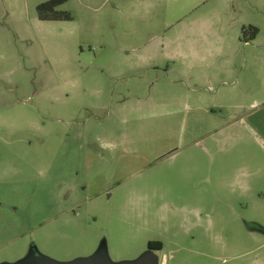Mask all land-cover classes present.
Instances as JSON below:
<instances>
[{
    "label": "rangeland",
    "instance_id": "374dc122",
    "mask_svg": "<svg viewBox=\"0 0 264 264\" xmlns=\"http://www.w3.org/2000/svg\"><path fill=\"white\" fill-rule=\"evenodd\" d=\"M43 1L0 0V264L134 262L149 240L163 243L159 264L250 257L248 242L223 251L215 234L261 219L230 172L243 156L259 169L264 150L231 127L245 115L238 99L192 92L187 76L215 73L190 68L204 59L226 64L221 45H241L245 61L242 28L264 41V0H67L57 9L71 20H40ZM253 73L264 69L226 74ZM215 117L218 141L191 143Z\"/></svg>",
    "mask_w": 264,
    "mask_h": 264
},
{
    "label": "crops",
    "instance_id": "0c3cea01",
    "mask_svg": "<svg viewBox=\"0 0 264 264\" xmlns=\"http://www.w3.org/2000/svg\"><path fill=\"white\" fill-rule=\"evenodd\" d=\"M257 35L253 38L252 42L248 40L245 41L244 47L249 51V53L246 52L244 55L245 61L242 59L236 61V55L237 57L239 56L237 49L241 47V45L232 43L225 45V47L221 45L218 48V52L222 56H228L225 60V62H227L226 64L221 65L220 61L216 59H204L199 63H192L193 66L190 68L199 66L208 70H214L215 73L206 74L201 77L192 75L187 77L190 78L189 85L192 92L201 91L204 94H212L214 98L217 96L219 99L224 97L238 99V102L236 101L235 104L243 108L245 115H242L239 121H233L231 127L239 126V128L248 131L249 134L246 133L242 137H248L247 142L260 143L261 148L264 150V102L261 100H254L260 97L258 94H264V84L249 86V80L256 82L260 77H264V74L253 73V75L249 76L250 79L248 77L241 79L240 76L234 77L231 74H226L233 72L238 66L247 67L248 69L251 67H261V69H264V41L262 38H258ZM240 80L241 82L239 83ZM248 87L250 89H248ZM247 98H253V100L248 101L246 100ZM239 99H243V101L240 102ZM223 102L224 100H222L220 104H223ZM202 107H204V105H202ZM211 119H213L214 122L210 127L206 125L207 127L203 132V136L200 139L194 137L191 143H212L218 141L217 137L214 136L209 139L208 136L210 134H216L218 130L223 128L225 124L223 121L224 119H220V117ZM243 142L245 143L246 139H244ZM234 160L236 161V168L234 172L230 173L236 176L241 175L246 178V180L242 182L241 187L239 186L238 190L235 189V193H237L236 198H239L238 201H242V204L246 207H250L253 203L256 211L254 210L252 214L257 216L258 213L262 216L260 217L261 219L256 217L245 221L247 226L246 230L248 232V234L245 235H240L239 230L236 232L227 231V233H224L221 229L219 233L215 234L220 239V243L217 244V247L221 248L223 251L237 252L240 250L241 246L248 242L247 250L243 253L244 255L249 253L250 257L241 259L237 264H264V206H262L264 204V164L261 167V163L257 161L256 163L260 168L253 169L252 161H255L253 157H235ZM208 164L210 165L208 167L214 171V168L217 166V159L214 157H212L210 161H208V159H203L204 172L207 170ZM220 199L223 202V198ZM200 205L203 206L204 204L200 203ZM229 205L230 204H228V206ZM232 205L233 204H231V206ZM236 256L239 257L240 254ZM165 263L166 255H164L161 264Z\"/></svg>",
    "mask_w": 264,
    "mask_h": 264
},
{
    "label": "trees",
    "instance_id": "16d2710c",
    "mask_svg": "<svg viewBox=\"0 0 264 264\" xmlns=\"http://www.w3.org/2000/svg\"><path fill=\"white\" fill-rule=\"evenodd\" d=\"M67 0H46L37 5L38 18L40 20H71L72 15L67 11H60L57 9L59 5ZM250 31L252 39L258 34L259 29L254 25L244 26L242 33L245 35ZM148 248L153 250H160L162 242L159 240H149Z\"/></svg>",
    "mask_w": 264,
    "mask_h": 264
},
{
    "label": "water",
    "instance_id": "95a60500",
    "mask_svg": "<svg viewBox=\"0 0 264 264\" xmlns=\"http://www.w3.org/2000/svg\"><path fill=\"white\" fill-rule=\"evenodd\" d=\"M16 264H113L108 258L102 256H93V257H83L77 258L69 262H57L54 260L48 261H37L36 256L32 255L27 259H22ZM121 264H159V260L156 254V250L149 249L148 253L143 255L141 258L137 259L134 262H124Z\"/></svg>",
    "mask_w": 264,
    "mask_h": 264
}]
</instances>
